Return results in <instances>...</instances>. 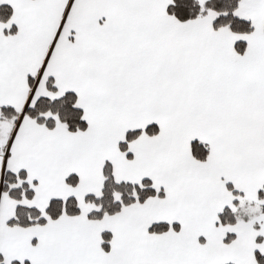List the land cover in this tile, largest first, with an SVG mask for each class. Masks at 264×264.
<instances>
[{"label": "snow or ice", "instance_id": "obj_1", "mask_svg": "<svg viewBox=\"0 0 264 264\" xmlns=\"http://www.w3.org/2000/svg\"><path fill=\"white\" fill-rule=\"evenodd\" d=\"M0 264H264V0H0Z\"/></svg>", "mask_w": 264, "mask_h": 264}, {"label": "trees", "instance_id": "obj_2", "mask_svg": "<svg viewBox=\"0 0 264 264\" xmlns=\"http://www.w3.org/2000/svg\"><path fill=\"white\" fill-rule=\"evenodd\" d=\"M8 10H4V14L7 15Z\"/></svg>", "mask_w": 264, "mask_h": 264}]
</instances>
